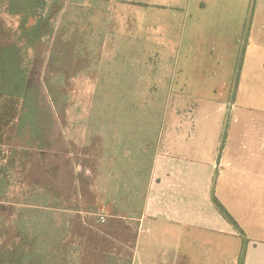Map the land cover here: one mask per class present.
Listing matches in <instances>:
<instances>
[{
	"label": "rangeland",
	"instance_id": "1",
	"mask_svg": "<svg viewBox=\"0 0 264 264\" xmlns=\"http://www.w3.org/2000/svg\"><path fill=\"white\" fill-rule=\"evenodd\" d=\"M105 5L45 0L52 34L26 54L36 120L19 126L17 118L2 137L3 149L7 144L13 151L11 161L7 156L0 162L6 169L1 181L7 175L0 184V210L3 205L15 209L7 221L0 215V252L20 241L14 234L21 206H41L29 216V227L50 232L48 243L60 246L64 264H130L151 157L162 148L163 135L175 128L163 121L185 117L186 111L171 105L183 99L162 92L169 82L170 48L164 47L162 61L153 47L137 46L131 27L117 36L106 30ZM95 6L102 11H92ZM18 23L19 16L8 14L1 1L0 39L17 38ZM11 105L0 100V116L11 108L15 113ZM54 205L57 211L49 213L47 207ZM117 214L126 223L111 222ZM51 226L58 228V238Z\"/></svg>",
	"mask_w": 264,
	"mask_h": 264
},
{
	"label": "crops",
	"instance_id": "2",
	"mask_svg": "<svg viewBox=\"0 0 264 264\" xmlns=\"http://www.w3.org/2000/svg\"><path fill=\"white\" fill-rule=\"evenodd\" d=\"M100 1L106 30L170 48L162 92L186 111L163 121L130 264H264V0Z\"/></svg>",
	"mask_w": 264,
	"mask_h": 264
},
{
	"label": "trees",
	"instance_id": "3",
	"mask_svg": "<svg viewBox=\"0 0 264 264\" xmlns=\"http://www.w3.org/2000/svg\"><path fill=\"white\" fill-rule=\"evenodd\" d=\"M1 1L4 2L5 11L8 14L19 16V25L17 27V38L0 39V100L2 103H11V106L15 109V113L10 112L11 108L0 116V162L5 161L7 156L10 158L8 161L12 160V145L8 146L6 144L5 149L1 146L5 144L2 137L8 125L14 120L16 121L17 118H19L17 119L19 126H24V123L29 121L32 125L36 120L37 100L35 99L37 97L34 94V99L31 95L32 83L26 54L28 55V51L35 52L41 40L52 34V29L47 26L50 15L44 13L45 0H0V3ZM2 27L0 25V37L4 32ZM6 152L8 155H5ZM3 166L0 165V175L6 172ZM6 176L2 177V181L0 179V184ZM3 192L0 187V204L4 202L2 201ZM215 204L222 215L235 225L226 209L217 200H215ZM7 207L3 205V210H0L3 221H7L14 214L15 208L12 206ZM21 207L25 208L18 211V215H16L18 218L15 223L18 224H15L17 230L14 234L15 238L20 239V241L13 243L9 249L2 247L5 251L0 252V264H64L62 259L58 257L60 246L55 242L48 243L50 239L47 235L52 236L50 232H45L44 227H40L41 231H35L34 228L29 227V221H31L29 216L33 211L42 210V207H36L39 210H30L28 206ZM47 208H49L47 209L49 213H55L54 211L58 209L55 205ZM50 230L54 233L53 236L58 238L56 234L58 228L51 226ZM9 233L8 229L5 230L4 237ZM243 255L244 249L242 248L239 264H243Z\"/></svg>",
	"mask_w": 264,
	"mask_h": 264
}]
</instances>
